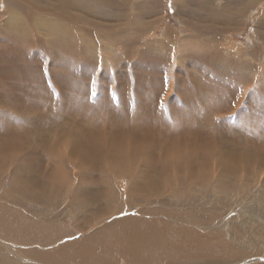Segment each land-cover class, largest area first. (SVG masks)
Segmentation results:
<instances>
[{"label": "rangeland", "instance_id": "374dc122", "mask_svg": "<svg viewBox=\"0 0 264 264\" xmlns=\"http://www.w3.org/2000/svg\"><path fill=\"white\" fill-rule=\"evenodd\" d=\"M182 1L183 3L174 6L175 0H168V2L164 0H66L65 2L64 0L67 8L63 10V17L54 19L53 16L55 14L51 13L45 16L44 19L47 17V21H49L48 30L45 29V31L52 33L51 36L37 32L36 37L40 38L39 40L42 43H36L31 46L35 54L31 50L26 49V51L31 54L33 60H35L33 67L36 69V74L39 76L36 80H43L42 87L44 91L42 89L40 91L41 95L33 99L34 102H32L34 106H30L31 108L29 107L30 110H32L30 113L29 108L28 110L22 108L23 111L19 108V105L24 107L25 103L29 104L28 102L14 100L13 104L5 95V99H0V117L4 118L3 121L7 122L9 127L13 126L11 129L14 132H8L7 136L9 140H6L7 142H0L2 143V145H0V200H4L2 197H6L5 200L7 199L6 201H0V208L6 206L18 210L20 214L25 215V219H30L29 222L32 220V222L35 221L36 223H48L57 226L62 225V232L58 235L59 237L52 235L50 238L51 240L46 239V242L50 241L48 244H46L45 239V243L39 244V242L27 241L25 238H21V240L19 239L17 241L2 238L0 236V264H52L51 260L46 257L49 253L59 251L61 247L75 241V239H83L84 237L87 239V237L91 235L90 233L94 231L100 232L101 230H107L108 227L110 229V227H115L114 225L118 226V224L127 220L151 219L156 217L160 218L163 222L171 220L174 224L178 223L200 234L209 233L210 236L211 232H218L220 236H222L220 233L222 232L226 236V220L229 216L237 215L244 218H253L255 213L251 211L252 215H250L246 209L253 208L252 210H254L256 207H260L251 197L264 187L263 152L254 153L251 160L252 162H256L254 166L251 163L252 166L243 167L246 168L245 170L247 171L253 169V174L249 173L237 179L229 177L222 182L218 180L219 168L218 164H216L218 160L211 161V158L214 160L215 157H219L220 155H227L228 151L234 150L236 147L237 149L234 151L239 154L241 142L237 141L244 138H246L245 140H249L248 144H254L257 146L256 148H263L264 150V147H262L264 145V0ZM218 1L223 7V11L217 10L216 7H212L214 4L218 3ZM224 9L227 12H225ZM72 16L75 17V20H73ZM42 19L41 17L39 21L41 22ZM47 21L45 22L47 23ZM62 32H65V37L61 34ZM51 37H57L56 39H59L56 43L57 47L52 45L51 40H53V38ZM62 42L74 46L75 49L80 48L84 64H87V66L83 65L82 70H90L89 74L81 73L77 78L76 76L79 74L77 66L74 64L67 68L65 64V67L68 70L70 69L69 71L76 73L74 75L67 71L62 73V77L67 79V83H70V81L77 83L78 95H85V99L81 101L83 104L86 102L88 103V105L86 103L83 106L85 109L81 107L79 100H77L78 98L75 97L77 91L73 89L72 92H67V88L60 87L57 79H55L52 74L56 65L59 64L61 66L63 61L57 56L56 52L62 49L65 53L66 60L70 57L69 54H72V50L70 49L67 52L65 51ZM141 55L143 56L141 57ZM73 56H76L74 52L72 57ZM143 57L144 59L147 57V59L143 60ZM84 58H86V60ZM81 76L84 77L81 78ZM93 80L97 82V88L95 90L91 87ZM53 82L55 83L53 84ZM39 83L37 86L41 85ZM136 89L141 95L136 94V92L138 93ZM93 91L97 93V96H93ZM136 95L141 98L140 100L138 99L140 102L136 99ZM17 96L21 98V95ZM152 97L156 100H153L156 105L151 104V107H158L155 109L156 113L149 117V124L153 125H149V129H146L144 127L147 126V124L144 123L145 126L142 128L143 132L141 137V141L143 142H135L140 144L138 145L139 147L136 146L137 148L126 150V154L121 153L122 155L125 154V158L128 157V154L131 158L137 157L135 159L138 162L137 166L134 171L132 170L131 172L134 173L135 176L139 175L140 172L145 171L143 169L148 165L146 162L148 157L152 155L153 157H158L157 159L160 160L163 148L166 147L169 151L168 146L170 150H174L176 147L179 148L180 152L169 151L168 154L165 156L163 155V158L169 155V158L173 160L171 161L174 164L169 161L170 159L167 157L168 163L170 165L173 164V166H176L178 159V161H183L182 163L185 162L187 166H189L191 162H197L201 164V166L203 165L201 169H203L204 172H208L207 175H211L210 177H212V181L210 180V193L206 192L203 194L198 190L192 189L193 191H190L187 195L183 193V195H177L175 197L173 194H165L158 200H156V198L145 199V194L140 192L139 194L135 190L139 183V179L137 180L136 177H133V179L132 175L134 176V174L128 175L126 172L115 174L113 169H111L114 166L110 164L106 165L104 168V172L107 174L103 173L101 177L98 176L96 169L91 167L86 168L85 166H87V164L83 163V159L81 161L74 156V142H71L67 135H72L71 133L81 129L87 131H85V137L96 138L98 136L97 138H100L102 141L105 140V145L102 147L104 152L105 149L111 150L120 148V144L114 142H110V144L108 143L109 140H111L112 137L115 138V134H120L119 137L122 138L123 144L125 142L123 138L127 132L128 135L132 132L131 130L134 125L133 119L143 116L136 111L139 106L142 105L139 103H144L146 99H151ZM43 98L45 99L43 100ZM54 98H56L57 101H55L56 99ZM90 99H92V102ZM126 101H128L127 103L135 102L137 107L134 103L127 104ZM161 101H163V107H161ZM53 102L56 103L54 104ZM75 102H78L77 105ZM10 103L13 105H9ZM44 103V108L48 106L46 111L41 110L44 109L41 107ZM78 104L80 106H78ZM91 104H94L93 108ZM125 104L127 105L128 112L124 109V107H126ZM73 106L74 108L71 109ZM75 106L78 107L75 108ZM35 107L38 108L36 109ZM17 108H19L20 114L22 113L23 116H18ZM128 108L134 110L131 111L130 109L129 111ZM118 111L122 114L125 112L123 115L127 120H125L123 124H121V122L119 123V118L115 117ZM40 112L46 115L43 120L45 124L42 123L38 126V130L40 128L38 137L32 139V142L30 139H28V142L23 140V135L26 136L30 131H33V129L27 128L28 125L24 117H29V115L35 117L37 116L35 114H40ZM195 112L198 114H195ZM120 118L122 117L120 116ZM213 119L215 120L212 122ZM139 121L142 122V120ZM24 122L25 124H23ZM16 123L19 126L18 128L16 127ZM213 127H215V129ZM24 128L28 130H24ZM166 128L169 131L164 130ZM71 130H73V132L70 133ZM15 132L17 134H15ZM170 134H172V137ZM163 136L165 137L163 138ZM215 137L217 138L215 140L216 142L213 141ZM166 138L169 140H166ZM158 139L162 142H160V140L158 141ZM232 141L234 144H231ZM43 143H46L45 146ZM215 143L222 144L223 147L222 145L216 146ZM173 144L175 145L172 148L171 145ZM214 144L215 146H213ZM211 146L215 147L216 150ZM131 150L136 153V156ZM11 151H14L13 154ZM47 151L48 153L50 152L49 155L46 153ZM194 152H197L198 155ZM18 153L20 155H18ZM204 154L205 156H203ZM3 155L6 156L4 157ZM170 155L174 158L177 156L179 157H177L178 159H174ZM14 156L16 157L14 158ZM199 156L201 158H198ZM105 160H107V158ZM111 160L113 161V159H109V161ZM207 160L208 162H206ZM73 161H76L77 164ZM79 161L81 164L79 163V167H75V165L78 166ZM211 164L216 168V171ZM173 166H170L171 170ZM24 169L25 172H23ZM184 169H186V167L178 171ZM16 172L17 177L23 179L21 180L18 178V183H15L13 179V174H16ZM182 173L183 172H181V174ZM170 174L171 176L169 177H172L171 172H169V175ZM89 175L92 177H89L90 180L94 178V182L104 181L107 186L111 184L118 194L115 203L112 205L113 210L96 218H94L92 213L97 209V204L93 203L89 205V203H85V205L82 204L84 206H81L73 197L74 190L79 185L83 186L84 183L89 181V178L86 179V182L83 179ZM27 176L31 178L27 179ZM40 176L45 180L43 184L39 181ZM130 178L133 182L130 181ZM36 182L40 184L38 189H33L35 186H29L31 184H37ZM130 184H132L131 187ZM20 186H22V188L29 186L38 194H40L43 187H49L46 190V197L49 196L50 199L47 203L32 204L29 198L27 201L18 195ZM148 191L149 190H146V193H148ZM232 191L234 194L231 198L235 199V201L232 199L234 202L231 200L224 203L223 198L225 194L232 193ZM240 193L244 194V199L243 196H239L241 195ZM201 195H204L206 199L209 197L212 199L210 205L205 204L204 207L202 206V209L205 207H207L205 209H212L210 211L214 218L208 221L209 224L206 225L208 227L199 225V222L205 219V216L200 212V207L196 204ZM14 200L16 201L14 202ZM171 202H173L172 204L174 205H171ZM116 203L118 206L115 205ZM237 203L239 205H237ZM152 210L156 212H150ZM186 210L187 212H185ZM188 210L196 216L195 220L197 222H187L183 218L175 217L172 213L175 211H182L186 214L189 213ZM142 211H148V213L145 214V212L143 213ZM213 212H215V215ZM121 213L125 214L121 215ZM151 214L154 216H151ZM75 215L77 218H75ZM254 219L260 220L258 218ZM42 237L39 239L43 240ZM209 240L211 241L210 243L220 244L222 240L230 241V238L227 235L223 239L219 238V240H216L215 237H209ZM71 248L72 247L66 249L68 253L73 251ZM66 250L64 251L66 252ZM263 251L264 249L262 248L260 254H256V251L251 254V251H249L247 252L249 254L244 252L242 256L238 255L234 257L230 255H226V257L219 256V258L217 256L213 258L208 255L197 258H193V256L191 258L181 257L177 260L166 261L165 264H174V262L181 264L182 261L183 264H185V262L186 264H195L196 262H198L197 264H264ZM45 253L47 254L46 256L44 255ZM118 257L119 256H114L111 261L115 262V264L134 263V261ZM202 257L206 258V261ZM217 258L219 261H214V259ZM192 259L201 260L202 262H193Z\"/></svg>", "mask_w": 264, "mask_h": 264}, {"label": "bare ground", "instance_id": "6f19581e", "mask_svg": "<svg viewBox=\"0 0 264 264\" xmlns=\"http://www.w3.org/2000/svg\"><path fill=\"white\" fill-rule=\"evenodd\" d=\"M65 2H66V0H65ZM65 6L66 5L64 3V0H34V1L33 0H0V99L4 98L6 96L8 99H10V101H12L13 104H14V100H19V102H20V100H23V102H28L29 104L25 103L24 107H21V105H19L20 107L18 106L19 108H21L22 111H23V109H25V110L27 109L28 110V108L30 106H32V105L34 106L33 99L35 97L41 95L40 91L43 89V87H42L43 80L42 81H37L36 80V79H38L39 76H38V74H36V69L33 67L34 63H35V60H33L31 54L29 52H27L26 49L31 50L35 54V51H34V49L31 46H33L36 43L37 44L42 43L39 40L40 38L36 37V33L38 32L40 34H43V35L46 34L48 36H51V34H52V33L48 32V31H45V29H47L48 23H49V21H47L48 20L47 17H46V19H44L45 16H47L48 14L51 13V14H55L53 16L54 19H56V18L59 19V18L63 17V15H64L63 14V12H64L63 10H64V8L65 9L67 8V6L66 7ZM86 6H88V5H86ZM41 17L43 19L40 22L39 20L41 19ZM74 18L75 17H73V20H75ZM45 21H47V23ZM43 22H45V23H43ZM124 23H125V21H124ZM61 25H63V24H61ZM61 34L64 36L65 32H62ZM116 34H118V33H116ZM62 35H60V36H62ZM120 36H121V34H120ZM51 38H53V37H51ZM56 38H53V40H51L52 45L55 46V47H57L56 43L59 41V39H56ZM58 44H61V43H58ZM62 46L65 48L66 52L69 49L72 50V54H69L70 55V57L68 58L69 60L68 59L66 60L65 53L60 48L61 51L56 52V54L63 61L61 63V66L59 64L56 65L55 70L52 71L53 72L52 74L54 75L55 79H57V82L59 83L60 87L65 88V89L67 88V92H69V91L72 92L73 89H75V91H77L76 94H75V97L78 98L77 100H79V104L81 105L82 108H84L83 106L87 102L85 104H83V102L81 103V101H83V99H85V97H84L85 95H82V94L78 95L77 94L78 93V85H77V83H75L74 81H70V83H67V79H64L62 77V73L67 71V72H70L71 74L74 75L76 72H72V71H69L70 69L69 70L67 69L69 66L74 65V64L77 66V69H78V72H79L78 76H76L77 78L80 76L81 73L89 74L90 70H87V71L82 70L83 69V65L87 66V64H84V61H83V58H82V54L80 53V51H81L80 48H76L75 49L74 46L67 45L66 42H62ZM73 52H74V54L76 56L72 57ZM142 56L143 55H141V57ZM71 57H72V60H71ZM84 59L86 60V58H84ZM146 59H147V57H145V59L143 57V60H146ZM65 64H66L67 68L65 67ZM50 69H52V68H50ZM85 70H86V68H85ZM81 71H83V72H81ZM41 74H42V72H41ZM83 77L84 76H81V78H83ZM71 79H72V77H71ZM34 80H36V81H34ZM37 82L38 83L40 82L39 84H41V85L37 86V84H38ZM55 82H53V84ZM139 85H140V83H139ZM48 86H50V85H48ZM131 88H133V87H131ZM140 89H141V87H140ZM121 90H122V88H121ZM142 90H143V88H142ZM43 91H44V89H43ZM136 94L141 95V93L139 91H138V93L136 92ZM144 94H146V93H144ZM17 95H21V98L18 97ZM55 97H56V95H55ZM90 98H92V97H90ZM44 99L45 98H43V100ZM54 99H56V98H54ZM92 99H90V101ZM136 99L140 100L141 98L138 95H136ZM153 100H155V99H153V97H152L151 99H146L144 101V103L143 102L139 103V104H142V105H140L142 108L139 106V108L136 111H137V113H140L143 116L140 115L141 116L140 118H138V117L136 118L135 117L133 119L134 125L132 123L131 124L129 123L130 125H133V128L131 130L132 132L129 133V135H128V132H127V134L123 138L125 140V142L123 144H122V142H123L122 138L119 137L120 134L119 135L115 134V138L112 137L111 140H109L108 143L114 142L116 144H120V148H114V149H111V150L110 149H105V152H104L102 150L103 149L102 147H104V145H105V142H104L105 140L104 139H103L104 141H102L100 138H97L98 136L96 138L95 137H85L84 135L87 132L86 130H85L86 132L84 130H82V129L81 130H77V132H73V130H71L70 133L73 132V133H71L72 135H69V136L67 135V137L70 139L71 142H74V148H73L74 149L73 154H75L74 156L78 160L82 161V159H83V163L87 164V166H85L86 168L91 167V168L96 169L98 176H101V177L103 176V173L107 174L106 172H104V168H105L106 165H110V164H112L114 166L111 169H113V172L115 174H120L122 172H126V174H128V175L134 174L131 171L132 170L134 171L135 167L137 166L138 162H137V160H135L137 157L131 158V156L129 157V154H128V157L125 158V154H126L125 151L129 150L130 148H137L136 146L140 145V144H137L135 142H143V141H141V137H142V132H143L142 128H143V126H145L144 123L147 124V126L144 127L146 129L149 127V125H153V124H149V117L152 116L153 114H155L156 113L155 109L158 108V107L157 108H155V107L152 108L151 107V104H155V101H156V100L155 101H153ZM10 101H8V102H10ZM55 101H57V99ZM87 101H89V100H87ZM124 101H125V98H124ZM128 101H126V103ZM164 101H165V99H164ZM40 102H41V99H40ZM84 102H85V100H84ZM12 103H10L9 105H11ZM75 103L77 105L78 102H75ZM129 103H134V105H135V102H129ZM129 103H127V104H129ZM41 104H42V102H41ZM41 104H40V106H41ZM79 104H78V106H80ZM44 105H45V103L41 107L44 108L43 107ZM87 105H88V103H87ZM93 105L94 104H91L92 108H93ZM108 105H109V103H108ZM51 106H53V105H51ZM78 106H75V108H77ZM19 108H17L18 109V111H17L18 112V116H23L22 113L20 114ZM30 108H29V110H30ZM47 108H48V106H47ZM47 108H44V109H41V110L46 111ZM72 108H74V106L71 107V109ZM55 109H56V106H55ZM124 109L127 110V105H126V107H124ZM130 109H131V111L134 110L132 108H130ZM130 109H129V111H130ZM38 110H40V109H38ZM50 110H49V112H50ZM53 110H54V108H53ZM113 110H115V109H113ZM117 110H119V109H117ZM160 110H162V109H160ZM31 111L32 110H30L29 113ZM57 111H59V110H57ZM66 111H68V110H66ZM79 111H81V110H79ZM82 111H83V109H82ZM126 112H128V110ZM38 113L35 114V115H37L35 117L33 115H29V117H26V116L24 117L26 119L25 122H27V125H28L27 128H30L31 130L33 129V131H30V132L28 131L29 133L27 132L28 134L26 136H24V135L22 136L23 140H26L27 142H28V139H30V141L32 139H36V137H38V135L40 133V131H39L40 128L38 130V126H40L44 122L43 120L45 119L44 116L46 114H42L41 112H40V114H38ZM196 113L197 112H195V114ZM10 114H9V116H10ZM116 114L117 115H115V117L119 118V120H120L119 123L121 122V124H123V122L125 120H127V118L123 115V114H125V112L122 114V113H120L118 111V112H116ZM120 116L122 118H120ZM132 116H134V115H132ZM191 119H192V116H191ZM3 120H4V118L0 117V142H7L9 140V138L7 136L8 132H13L12 129H11V128H13V126L9 127L8 126L9 124L7 122L3 121ZM139 120H142V122L139 121ZM193 120H195V119H193ZM214 120L215 119H213L212 122ZM207 121H208V119H207ZM25 122L23 124H25ZM164 122H165V120H164ZM17 123H16V125H17L16 127L18 128L19 126H18ZM43 124H45V123H43ZM190 124H191V121H190ZM212 126H214V125H212ZM27 128H24V130L27 129ZM213 128L215 129V127H213ZM14 129H15V127H14ZM68 130H70V129H68ZM111 130H113V129H111ZM164 130L167 131L168 129L166 128ZM206 130H207V127H206ZM159 131H160V129H159ZM15 134H17V133L15 132ZM52 134H50V135H52ZM100 134H102V133H100ZM156 134H158V133H156ZM149 135H152V134H149ZM170 135L172 137V134H170ZM59 136H58V138H59ZM161 136H162V134H161ZM152 137H150V138H152ZM164 137L165 136H163V138ZM216 137L213 139L214 142H216L215 141L217 139ZM41 138H42V136H41ZM175 138H176V136H175ZM153 139H154V137H153ZM245 139L246 138L240 139V140L237 141V142H241L240 150H239L240 153L239 154L235 153L234 150L237 149V147L236 148L234 147L235 149L228 151L227 155H223V156L222 155H220V156L217 155L219 157H215L214 160H212V158H211V161L218 160V162L216 164H218L219 176L218 175H215V176H218V180L220 182H222L225 179H228L229 177L232 178V179H237L238 177L245 176L246 174L248 175L249 173L250 174L254 173L253 169H251V171H247V170H245L246 168H243V167L252 166L251 163L254 166L256 162H254V161L252 162L251 161L253 156H254V153L255 152L256 153H262L263 152V154H264V150H263V148H256L257 146H255L254 144H248L249 140H245ZM159 140L160 139H158V141ZM166 140H169V139L166 138ZM233 141H232V143L231 142L230 143L234 144ZM40 142H41V140H40ZM62 142H64V141H62ZM160 142H162V141L160 140ZM16 143H18V142H16ZM45 144H44V146H45ZM52 144H53V142H52ZM215 144L213 146H215ZM0 145H2V143H0ZM39 145H41V144H39ZM125 145H127V146H125ZM174 145L175 144L171 145V147L173 148ZM217 145H220V144H216V146ZM262 145H260V146H262ZM155 146H156V144H155ZM205 146H206V144H205ZM209 146H210V144H209ZM213 146H211V147H213ZM35 147H37V146H35ZM222 147H223V145H222ZM262 147H264V145ZM213 148L215 149V147H213ZM46 149H47V147H46ZM157 149H158V147H157ZM168 149H169L170 152H173V151L174 152H180L179 148H176V147H175L174 150L173 149L170 150V147L168 146ZM54 150H55V148H54ZM221 150H222V148H221ZM50 151H51V148H50ZM118 151H120V152H118ZM150 151H151V149H150ZM169 151L167 150L166 147L163 148L162 151H161L162 152V157L160 158V160L157 159L158 157H156V156L153 157L151 155V157H148L146 159V162L148 163V165H146V168L143 169L145 171L140 172L139 175H136V176H135V174H134V176L132 175V178L136 177L137 180L139 179V183L137 182L138 185L137 186L135 185L136 186L135 190L138 193L140 192L142 194H145V196H144V197H146L145 199L156 198V200L160 199L165 194H168V195L169 194H173V195H175V197L177 195L181 196V195H183V193H185L187 195L190 191H193L192 189L198 190L199 192H201L203 194L206 193V192L210 193L211 192V190H210V188H211L210 180H211L212 177H210L211 175H207L208 172H204L203 169H201V167L203 168V165L201 166V164H198L197 162L196 163H192L191 162L190 165L187 166L185 162L182 163L183 161H178L179 159L177 157H179V156L174 158V157H172L170 155L172 158L178 159L177 160V164H176V166L174 165L175 168L173 169V167H174L173 164L174 163L172 162L173 160L169 158V155L167 157L170 159L169 161L172 160L171 161L173 163V164L171 163L172 165H170L168 163L169 161H168L167 157L163 158V155L165 156L166 154L169 153ZM11 152L13 154L14 151H11ZM117 152H118V154H117ZM131 152L134 153L135 156H136V153L133 150H131ZM209 152H207V153H209ZM213 152H216V151H213ZM222 152H220V153H222ZM46 153L48 155L50 154V152L48 153V151ZM121 153L122 154L125 153V154L122 155ZM132 153H131V155H132ZM194 153L197 154V152H194ZM203 153H204V151H203ZM116 154H117V156H116ZM205 154H206V152H205ZM205 154L203 156H205ZM18 155H20V154L18 153ZM197 155H195V156H197ZM7 156H8V154H7ZM212 156H213V154H212ZM15 157L16 156H14V158ZM106 158H107V160H105ZM198 158H201V157L199 156ZM109 159H113V161L112 160L109 161ZM132 160H134V161H132ZM202 161H203V159H202ZM211 161H210V163H211ZM206 162H208V160ZM79 163H80V161L78 162V166L75 165V167H79ZM4 164H3V166L5 168ZM76 164H77V162H76ZM169 165L173 166L172 170H171ZM208 165H209V163H208ZM183 167H186V169H184L182 171H178L179 169H181ZM17 170H14V171H17ZM86 171H87V169H86ZM215 171H216V168H215ZM23 172H25V169H24ZM169 172L172 173V177H169V176H171V174L169 175ZM181 172H183V173L181 174ZM218 172H217V174H218ZM2 174H3V171H2ZM89 177H90V175L88 177H86V178H83L85 180V182H86V179L89 178ZM18 178L19 177H17V172H16V174H13V179H14L15 183H18V181H19ZM29 178H31V177H28L27 179H29ZM90 178H92V177H90ZM90 178H89V181H87L86 183L83 184V186L79 185L74 190L73 197L76 200V202L79 203V205H81V206H84L85 203L86 204L89 203V205H91L93 203L97 204V209L94 212L92 211L93 213L91 212L92 215L94 216V218H96V217L103 216L104 214H107L108 212L113 210L112 205H113V203H115V199H117L118 194H117L115 188L111 186V184H109V186H107L104 181L103 182L102 181L101 182L100 181L94 182V178H93V180H90ZM19 179H21V178H19ZM21 180H23V179H21ZM39 181H40L41 184H43L45 180H44V178L42 176H40L39 177ZM130 181H131V178H130ZM131 182H133V181H131ZM25 185H27V184H25ZM131 185L132 184H130V187H131ZM29 186H32V187L35 186L33 189H35V188L38 189V187H40V184L39 183L31 184ZM29 186L28 187H24V188H22V186H20V190L18 189L19 190V194L18 195H20L21 197H23L27 201H28V198H29L31 200L32 204L33 203H35V204L36 203H42L43 204V203H47V201H49V199H50L49 196L46 197V190L49 187L48 188L43 187L42 191L40 192V194H38ZM128 186H129V184H128ZM30 190H33V191H30ZM146 190H149L148 193H146ZM220 192H222V191H220ZM242 193H240L241 195H239V196H243V199H244V194H242ZM233 194H234L233 191H232V193H226L224 198H223V202L227 203L228 201H231L233 199V198H231V196L233 197ZM204 197H205L204 195H201L198 198L197 202H196L197 206L200 207V209H201L200 212L202 213V215L205 216V219L203 221L199 222V225H201L202 227H205L206 225H208L209 224L208 221L212 220L214 218V216H212L211 211H210L212 209H205L207 207L202 209V206L204 207L205 204L210 205L212 203L211 197H209L208 199H206ZM2 198H4V200H0V201H6L7 200V199L5 200L6 197H2ZM251 199L254 202H257L260 205V207H259L256 204L258 207H256V209H254V210H252L253 208L252 209L251 208L246 209L250 213V215H252L251 211L255 213V214L253 213L254 214L253 218L252 219L244 218V217H240V216H237V215L229 216V218L226 220L227 221L226 236L227 235L229 236L230 241H223L222 240V243L219 241L220 244L210 243L211 241L209 240V237H211V238L215 237L216 240L217 239L219 240V238L223 239L226 236L222 232H220L222 234V236H220V234L218 232H215V233L211 232V234L212 233L213 234L212 235L210 234V236H209V233L200 234V233L194 232L193 230H190L188 227L181 226L178 223L174 224V222H172L171 220H167V222H165V221L163 222V221H161L160 218H156L155 217V218H151V219L148 218V219H141V220H130V221L127 220V221H125L123 223L118 224V226L114 225L115 227H110V229L108 227L107 230H101L100 232L94 231L93 233H90L91 235H89L87 237V239H85V237L83 239H81V238L80 239L79 238L75 239V241H72V242H70L68 244H65L66 246L64 245L65 247L64 246L61 247V249L59 251H57V252H52L51 251L52 253H49V255H47L46 253L44 255L45 256L47 255L46 257L51 260L52 264H57V263L58 264H62V263H65V264H67V263L68 264H99V263L115 264V262L111 261V259L114 256L115 257L119 256L118 258H121V259L124 258L126 260L134 261L133 264H150V263H153V264L154 263L155 264H157V263L165 264L166 261L177 260L178 258H181V257H187V258L190 257L191 258L193 256V258L194 257L197 258V257L204 256V255H206V256L208 255V256L213 257V258H214V256H217L218 258H219V256L226 257V255H230L231 257H234V256H238V255L242 256L244 252H246V254H249V253H247L249 251H251V254L254 253L255 251H256V254L257 253L260 254L262 248L264 249V221H263L264 220V187L261 190H259V192L257 194L253 195L251 197ZM233 200L235 201V199H233ZM233 200H232V202H234ZM15 201L16 200H14V202ZM238 201H239V199H238ZM172 203L173 202H171V205H174ZM82 204H84V205H82ZM115 205L118 206L117 203ZM237 205H239V204L237 203ZM114 208H116V207H114ZM182 211H175V212H172V213H173V215L175 217L183 218L187 222H190V223L197 222L195 220L196 216H194L192 213H190L189 212L190 210H188L189 213H186V214L184 212H182ZM142 212L144 213L145 211H142ZM150 212H156V211L152 210ZM162 212H164V211H162ZM185 212H187V210ZM146 213H148V211H146L145 214ZM169 213H168V216H169ZM213 213L215 215V212H213ZM89 214H90V212H89ZM152 215L153 214H151V216ZM93 216H92V219H93ZM24 217H25V215L20 214L18 210H14L11 207L8 208L6 206H3L2 208H0V236L2 238H6V239H10V240H17V241L19 239L21 240V238H25L27 241H31V242L35 241L36 243L39 242V244H41V243L43 244L47 240H51L50 238L52 237V235H55V236L59 237L58 235H60L61 232H62L61 231V226L62 225L61 226H57V225H54V224L51 225V224H48V223H46V224L45 223H40V222L36 223L35 221L32 222V220H31V222H29L30 219L27 220V218L25 219ZM162 217H164V216H162ZM75 218H77L76 215H75ZM254 218H258L260 220H256ZM162 219H164V218H162ZM96 222H97V220H96ZM93 224H94V222H93ZM206 227H208V226H206ZM87 234H89V233H87ZM66 235H67V232H66ZM40 236L43 238V240L41 239L43 242L39 239V238H41ZM44 239H45V242H44ZM48 242H50V241H48ZM48 242H46V244H48ZM69 247H72L71 250H73V251L72 252L70 251L68 253V251L66 249H68ZM64 250H66L67 253ZM247 250H249V251H247ZM218 258L214 259V261L218 260ZM124 259H123V261H124ZM203 259H205V261H206V258H203ZM192 260H193V262L194 261L195 262L199 261L200 263L202 262L201 260H196V259H192ZM197 263L198 262H196L195 264H197ZM174 264H177V263L174 262ZM181 264H183V261L181 262ZM185 264H186V262H185Z\"/></svg>", "mask_w": 264, "mask_h": 264}, {"label": "crops", "instance_id": "0c3cea01", "mask_svg": "<svg viewBox=\"0 0 264 264\" xmlns=\"http://www.w3.org/2000/svg\"><path fill=\"white\" fill-rule=\"evenodd\" d=\"M164 1L168 2V0H164ZM175 1H176V2H175V4H174V6H175L176 4L183 3L182 0H175ZM219 1H220V0H219ZM219 1H218V3L214 4V6H212V7H216L217 10H221V11H223V7H222V5L219 3ZM224 8H225V7H224ZM224 11H225V9H224ZM225 12H227V11H225Z\"/></svg>", "mask_w": 264, "mask_h": 264}, {"label": "snow or ice", "instance_id": "6c2138e0", "mask_svg": "<svg viewBox=\"0 0 264 264\" xmlns=\"http://www.w3.org/2000/svg\"><path fill=\"white\" fill-rule=\"evenodd\" d=\"M91 87L94 90L97 88V82L95 80L92 81ZM109 91H111V90H109ZM92 94H93V96L97 95V93L95 91H93ZM233 106H235V105H233ZM161 107H163V101H161ZM228 118H231V117H228ZM124 214L125 213H121V215H124Z\"/></svg>", "mask_w": 264, "mask_h": 264}]
</instances>
